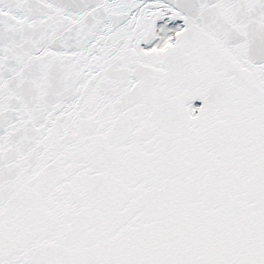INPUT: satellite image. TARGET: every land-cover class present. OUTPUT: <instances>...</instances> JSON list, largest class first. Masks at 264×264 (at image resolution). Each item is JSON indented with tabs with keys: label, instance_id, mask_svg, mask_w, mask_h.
<instances>
[{
	"label": "snow or ice",
	"instance_id": "obj_1",
	"mask_svg": "<svg viewBox=\"0 0 264 264\" xmlns=\"http://www.w3.org/2000/svg\"><path fill=\"white\" fill-rule=\"evenodd\" d=\"M0 264H264V0H0Z\"/></svg>",
	"mask_w": 264,
	"mask_h": 264
}]
</instances>
